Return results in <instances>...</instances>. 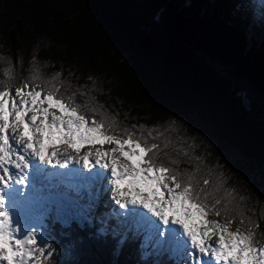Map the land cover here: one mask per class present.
<instances>
[{
    "label": "trees",
    "instance_id": "1",
    "mask_svg": "<svg viewBox=\"0 0 264 264\" xmlns=\"http://www.w3.org/2000/svg\"><path fill=\"white\" fill-rule=\"evenodd\" d=\"M24 82L58 89L109 134L163 144L152 137L172 129L192 159L173 163L169 146L154 162L198 188L209 179L207 217L264 246V1L0 0V90ZM48 224L47 264H181Z\"/></svg>",
    "mask_w": 264,
    "mask_h": 264
},
{
    "label": "snow or ice",
    "instance_id": "2",
    "mask_svg": "<svg viewBox=\"0 0 264 264\" xmlns=\"http://www.w3.org/2000/svg\"><path fill=\"white\" fill-rule=\"evenodd\" d=\"M58 91L28 82L14 93L7 85L0 90V264H47L54 235L49 220L63 229L73 222L81 229L96 228L99 238L117 241L115 256L138 240L140 262L166 253L177 256L182 242L172 226H179L193 253H199L197 264H264V246L256 245L251 227L245 234L229 229L231 219L227 224L206 219L208 205L202 196L207 198L209 179L198 188L182 179L180 171L154 162L168 155L164 150L169 146L176 156L173 163L192 159L184 150L186 141H173L172 129L152 137H163V144L142 143L135 133L126 138L109 134L103 122L89 121ZM242 102L247 104V97ZM105 145L114 147L104 150ZM85 147L89 150L82 153ZM70 167L88 176L83 184L71 186L78 197L69 200L71 210L60 202L55 208L34 206L29 189L38 190L36 179L45 170L51 175ZM220 205L216 199L217 216ZM212 236L217 237L215 244L209 243Z\"/></svg>",
    "mask_w": 264,
    "mask_h": 264
},
{
    "label": "rangeland",
    "instance_id": "3",
    "mask_svg": "<svg viewBox=\"0 0 264 264\" xmlns=\"http://www.w3.org/2000/svg\"><path fill=\"white\" fill-rule=\"evenodd\" d=\"M256 1L257 2H260V3L263 2V0H256ZM253 14H254V17L256 18L257 13H253ZM95 147H99V146L97 145ZM111 147H114V146H112V145H105L104 146V150H109ZM88 150H89V148L85 147L81 151L83 153L84 151H88ZM45 172H47V171H45ZM61 174H64V171H59V172L55 173L56 178L59 177ZM61 187L65 188V189H69L71 191V186L62 185L60 183L58 184V181H56L55 184H54V188H53V189H55V191H52V188H47V190H48L47 193L49 194V192H53V193L55 192L57 195L55 194L53 196L43 197L42 199H39L38 203L39 202H47L48 200H53L54 199L55 202L50 203L49 206H52L53 208H55L56 203L57 202H60V198H59L58 192H59L60 189H62ZM62 193L65 194V192H62ZM75 199H77V198H75ZM105 199H107V197H105ZM38 203L36 204L37 207H38ZM69 210H71V208H69ZM101 210L103 211L104 209L101 208V209H98L97 211L98 212L99 211L102 212ZM206 219H208L211 222H216V220L214 218H211L210 219L209 217H206ZM216 223H218V222H216ZM161 227H163V226H161ZM174 227L177 228V229H179V232L177 234V236L179 237V235L181 233V230H180L179 226H172V228H174ZM212 238H217L216 236H212L211 239H210V241L217 242V241L212 240ZM189 246L191 247V245H189ZM185 249L186 250L183 251V253L181 255L178 254L177 256H172L170 253H166V254H164V257L165 258H168L170 260H173L176 263H178L179 261H181V264H194L195 261H196V256H194L193 251H191L190 249H187V248H185ZM196 255L198 256L199 253H196Z\"/></svg>",
    "mask_w": 264,
    "mask_h": 264
},
{
    "label": "bare ground",
    "instance_id": "4",
    "mask_svg": "<svg viewBox=\"0 0 264 264\" xmlns=\"http://www.w3.org/2000/svg\"><path fill=\"white\" fill-rule=\"evenodd\" d=\"M48 167H50V166H48ZM70 168H71V167H70ZM45 171H47V172H45L43 175H41V176L38 177V178H46V177L50 176V175H49V171H51V170H49V171H48V170H45ZM93 171L97 172L98 174H103V175H105V176L107 175V173H103L102 170H99V169H94ZM54 173H55V171L51 172V175L54 174ZM108 176H109V175H108ZM109 179H110V176H109ZM40 194H41V191H40ZM40 194H39L38 196H40ZM64 195H65V194L62 193V199H61L62 201L64 200ZM107 198H108V197H107ZM173 230L178 234L179 229H177V228L174 227ZM179 238H183V236L180 234V235H179ZM185 239L187 240V238H185ZM212 240L217 241V238H212ZM184 242H185V240L183 239V243H184ZM185 243H186V242H185ZM209 243L215 244L216 242L209 241ZM191 251H193V250L191 249ZM194 256H196V261H195V263H194V264H196L197 260L200 259V258H199V255H198V256L196 255V253H194ZM202 259H208V258H202ZM213 264H214V263H213Z\"/></svg>",
    "mask_w": 264,
    "mask_h": 264
}]
</instances>
